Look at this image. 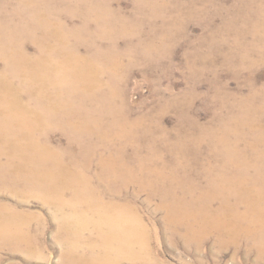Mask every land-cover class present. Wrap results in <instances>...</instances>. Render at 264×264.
Wrapping results in <instances>:
<instances>
[{"label": "bare ground", "instance_id": "bare-ground-1", "mask_svg": "<svg viewBox=\"0 0 264 264\" xmlns=\"http://www.w3.org/2000/svg\"><path fill=\"white\" fill-rule=\"evenodd\" d=\"M120 2L0 0V180L28 182L60 210L73 207L76 220L63 216L62 226L78 230V237L89 226L97 232L87 258L92 264L151 261L146 227L134 207L102 194L115 192L117 181L137 182L149 197L158 196L175 229H183L191 244L214 232L221 244L242 236L248 249H263L264 123L251 101L264 91L230 104L221 101L212 125L182 121L196 134L180 128L173 140L160 119H133L122 88L131 58L162 57L181 20L182 3L131 0L127 13L115 7ZM215 2L191 0V17L202 15L198 3L207 8ZM236 5L240 8L232 19L255 24L252 30L240 28L239 37L264 39V0H237ZM172 8L176 15L165 14ZM229 21L210 35L227 29ZM145 26L151 27L149 33ZM254 46L244 51L257 50ZM57 132L67 138L65 144L53 142ZM206 139V158L198 163L194 155ZM241 139L257 150L241 149ZM157 146L165 149L156 151ZM145 151L152 153L148 161L141 157ZM95 159L99 171L92 175ZM24 224L16 212L0 211V242L24 240Z\"/></svg>", "mask_w": 264, "mask_h": 264}, {"label": "rangeland", "instance_id": "rangeland-1", "mask_svg": "<svg viewBox=\"0 0 264 264\" xmlns=\"http://www.w3.org/2000/svg\"><path fill=\"white\" fill-rule=\"evenodd\" d=\"M173 1L170 0L171 6ZM180 1L181 20L166 40L162 57L147 60L134 55L131 58L132 71H127L122 85L132 118L150 115L154 119H160L172 131V140L180 128L196 134L182 121L194 120L203 126L212 125L215 114L222 111L221 101L230 104L254 92L261 94L264 91V39L258 37L256 41L250 34L239 37L237 33L240 28L252 30L255 24L243 18L232 19L240 8L236 5L237 0H215V4L207 8L198 3L195 8L204 11L195 18L191 17V0ZM114 5L127 13L132 11L131 0H121ZM244 11L249 12L248 9ZM165 12L167 15L177 13L173 8L170 12ZM227 19H230L228 28L211 36V32L221 28ZM144 29L149 33L151 27L145 26ZM224 37L227 41H222ZM159 44L160 42H156L155 45ZM253 45H257L254 46L257 50L244 51L245 47ZM121 47L125 48L124 42ZM28 50L34 52L35 46L30 44ZM123 62L128 63L129 59L125 58ZM175 99L178 100L177 103L174 102ZM251 106L253 110L255 108V115L258 113L263 117L264 123V95L255 97ZM182 109L186 111L184 116L181 115ZM59 141L65 144L67 138L57 132L53 142L56 144ZM248 141L250 140L241 139L240 148L257 150L249 147ZM208 142V139L203 142L199 156L194 155L199 157L198 163L206 158ZM164 149L157 146L156 151ZM142 155L140 156L148 161L152 153L145 151ZM197 161L193 164L197 165ZM91 169L92 175L99 171L97 159ZM27 183L0 180V211L16 212L25 222L20 230L25 236L24 240L0 242V264H92L87 258L91 254V245L98 239L93 227L83 229L82 237L75 234L78 230H65L62 226L63 216L73 215L76 220L74 208L60 210L43 190ZM96 183L106 191L105 185H100L98 181ZM112 187L117 190L110 194L102 192L105 200L131 204L145 224L146 233L143 232V235L151 249V261L146 264H264V248L248 249L242 236L237 240H225L221 244L218 234L213 232L200 244L189 243L182 235L184 230L175 229L177 223L171 221L167 212L160 207L159 197H149L148 190L140 188L137 182L124 184L117 181ZM65 196L70 198V193ZM85 213L93 216L84 209L83 214ZM71 246L75 248L72 249ZM106 264L135 263L124 258Z\"/></svg>", "mask_w": 264, "mask_h": 264}]
</instances>
